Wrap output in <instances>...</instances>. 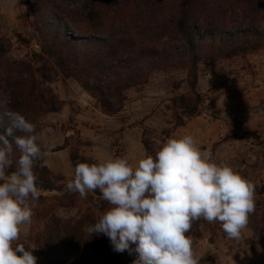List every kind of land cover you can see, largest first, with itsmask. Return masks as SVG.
<instances>
[{"label": "trees", "instance_id": "trees-1", "mask_svg": "<svg viewBox=\"0 0 264 264\" xmlns=\"http://www.w3.org/2000/svg\"><path fill=\"white\" fill-rule=\"evenodd\" d=\"M34 1V23L30 25L29 18L27 23L40 44L41 59L52 60L61 74L76 79L108 116L119 113L126 101L125 91L143 84L146 78L144 64L157 69H175L177 66L171 61L176 54H184L189 57V62L186 58L179 63L193 76L190 87L194 96H181L173 103L175 109L182 107L187 120L199 117L203 100L196 91L198 63L264 49V0ZM203 33L207 36L203 37ZM16 36L20 42L30 44L23 34ZM179 43L181 47H178ZM42 78L46 82L54 81L45 72ZM26 85L24 82V88L12 91L15 111L23 114L27 105L33 107L32 100L42 99L50 105L43 93L39 97L35 92L27 91ZM55 99L58 104H52L49 113L61 109L60 100ZM177 119L176 127L187 123L178 116ZM143 144L146 153L154 156V143L144 139ZM67 148L66 143L51 152ZM70 160L74 168L77 162L97 163L79 151L73 152ZM34 171L42 191L58 190L57 175L47 166H37ZM92 193V205L104 213L110 205L100 199L98 190ZM66 199L67 196H40L34 202L39 206L51 203L37 213L42 227L34 234L36 243L51 246L55 264H117L118 252L112 250L108 237L92 235L91 240H86L82 232L86 221L94 224L99 218L88 214L78 223L80 228H71L53 216L64 206ZM68 202L67 205L76 203L73 199ZM194 223L186 235L199 237L200 220ZM66 237L75 243H65Z\"/></svg>", "mask_w": 264, "mask_h": 264}, {"label": "rangeland", "instance_id": "rangeland-1", "mask_svg": "<svg viewBox=\"0 0 264 264\" xmlns=\"http://www.w3.org/2000/svg\"><path fill=\"white\" fill-rule=\"evenodd\" d=\"M34 4V0H26L24 3L27 28L20 33L26 40H30V44L20 42L16 36L17 32L0 36V110L5 102L8 109L14 110L12 91L24 88L22 86L24 82L27 84L25 86L27 91L35 92L39 97L44 94L50 105H46L42 99L32 100L33 107L27 105L23 115L36 125L37 142L42 149L48 151V155L44 158L46 161V158H53L51 151L66 143L70 155L76 151L81 153L82 147L87 146L88 143L81 140L74 127L76 125L74 115L78 111L76 106H71L69 109L72 114L57 115L62 110L63 103L56 89L63 95H76L77 86L81 88L82 86L76 79L61 74L52 60L46 57L41 59L43 54L40 44L36 40L34 30L27 23L28 18L30 25L34 23L32 18ZM202 36H207V33H203ZM178 47H181L180 43ZM186 58L189 62L187 55L176 54L171 61L177 66L175 69H157L144 64L145 81L124 92L126 101L115 115L124 121L128 120V117L131 118L129 115L131 113L134 119L132 126L135 128L144 127L145 121L154 117H160L163 122L168 123L170 126L163 129L147 127L143 131V140L153 142L155 149H158L166 137H169L173 128H178L177 116L187 122L197 118L187 120L182 107L175 109L173 103L174 99L181 96H194L190 87L193 76L188 68L182 67L179 63ZM44 72L53 77L54 81H44L42 78ZM196 77L198 79L196 91L203 100L200 106L202 115H206L205 118L214 125L215 129L216 126L224 124L227 130L223 141L216 140L213 144L204 145L202 148L209 147L216 162H219L222 156L227 157L228 164L255 185L256 206L255 211L249 215L247 226L241 230L239 239L229 238L219 222L208 223L201 218L200 224H196L199 226L200 236L190 235L193 240V250L200 257V264H264V49L247 55H229L215 61H201L197 65ZM71 84L76 87H72ZM55 97L60 100L61 109L59 112L49 113L51 105L58 104ZM95 103L100 108L96 101ZM72 130L74 132L71 133ZM4 132L5 127L0 126V134ZM69 133H71L70 137L65 139ZM117 147V152L124 153L121 145ZM133 151L137 153L136 148ZM18 156L19 153L14 152V157ZM46 166L48 167L47 162ZM56 175L55 184L58 190H41L40 196L48 198L67 196L64 206L53 214L57 220L65 222L71 228H78V223L88 214H93L94 218H99L103 214L92 205L91 197L94 196L92 192L86 197H81L78 193L65 190L67 181L74 176ZM71 199L76 202L75 205H67L68 200ZM50 204L46 202L39 206L34 203L31 223L22 226L20 239L16 242L24 244L26 248H34L33 255L38 258L37 264L56 262L51 246L38 245L34 239V234L42 227L38 222L37 213L47 209ZM89 225L92 223L86 221L82 229L86 240L92 239L86 231ZM63 241L67 244L75 243L69 237L64 238ZM130 246L135 249L137 245L134 243ZM117 256V264H132L138 254L134 251L131 254L125 251L118 252Z\"/></svg>", "mask_w": 264, "mask_h": 264}, {"label": "clouds", "instance_id": "clouds-1", "mask_svg": "<svg viewBox=\"0 0 264 264\" xmlns=\"http://www.w3.org/2000/svg\"><path fill=\"white\" fill-rule=\"evenodd\" d=\"M6 103L0 110V264H37L34 248L16 242L31 223L41 194L34 169L46 166L48 151L37 142L36 125ZM65 190L81 197L99 191L110 207L86 231L108 237L115 252L137 253L132 264H200L186 235L193 222H219L229 238L239 239L256 206L255 185L213 160L192 135L167 138L135 166L126 157L77 162Z\"/></svg>", "mask_w": 264, "mask_h": 264}, {"label": "crops", "instance_id": "crops-1", "mask_svg": "<svg viewBox=\"0 0 264 264\" xmlns=\"http://www.w3.org/2000/svg\"><path fill=\"white\" fill-rule=\"evenodd\" d=\"M25 2L26 0H0V36H8L14 32L21 33L26 30ZM71 86L76 87L73 84ZM77 87L78 92L76 95H63L60 90L57 91V86H55L56 92L63 103V108L57 115H69L71 106L77 107L78 111L74 115L76 124L74 127L78 131L81 140L88 143L87 146L82 147L81 154L97 163L112 157H126L135 166L147 154L143 144V131L147 127L163 129L170 126L168 123L163 122L160 117H154L145 121L144 127L135 128L132 126L134 119L131 113H129L131 118L128 117V120L124 121L119 116L105 115L96 105L94 99L80 86ZM205 116L202 115L188 121L182 127L173 128L166 139L192 135L196 138L200 148L204 145L213 144L216 140L223 141L227 132L224 124L216 126L217 129H215L214 125H211ZM171 126L173 127V124ZM71 133L67 134L65 139L70 137ZM118 145H121L124 153L116 151ZM134 148L137 149V155L133 151ZM201 150L211 153L214 160L213 152L210 151L209 147ZM118 154H123V156H118ZM52 155H54L53 158H46V162L53 173L65 177L74 176V167L68 149L53 152ZM222 157L219 162L229 163L227 157Z\"/></svg>", "mask_w": 264, "mask_h": 264}]
</instances>
